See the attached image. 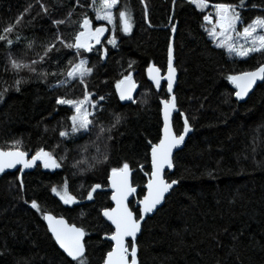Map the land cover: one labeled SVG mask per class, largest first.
I'll return each mask as SVG.
<instances>
[{"label": "trees", "instance_id": "16d2710c", "mask_svg": "<svg viewBox=\"0 0 264 264\" xmlns=\"http://www.w3.org/2000/svg\"><path fill=\"white\" fill-rule=\"evenodd\" d=\"M90 2L82 0L86 6ZM218 2L239 4V0H210V5ZM40 3L49 8V15L41 12ZM74 3L75 0H0V34L4 26L14 22L31 5L18 28L26 40L14 47L13 52L22 54L27 40H32L34 47L27 55L35 58V53L42 51L41 46L54 39L51 20L64 19ZM145 3L147 21L140 0H120L121 6L126 4L132 11L133 31L125 35L117 30L115 49L107 45L111 32L105 33L101 39L109 50L106 63L100 62L95 53L86 54L89 66L96 65L87 81L88 91L95 97H106L101 102L106 110L99 114V119L108 124L113 113L124 117L111 132L113 140L97 141L86 154L95 157L97 150L103 152L107 143L110 154L107 163L72 176V164L80 158L81 146L96 140V136L78 135L74 140L62 141L58 131L69 125L67 117L71 112L67 106H57L55 101L66 93L71 98L82 97L83 86L79 83L53 90L49 85L55 84L59 75H49L41 83L35 76L23 73L30 77L29 82L21 85L20 92L9 87L0 100V150L20 147L30 157L43 147L59 157L68 149L63 169L39 166L24 174L23 191L16 172L0 176V264H65L41 213L31 209L30 203H24L32 199L37 200L43 211L84 227L90 235L89 264H102L110 243L103 238L109 226L102 220L100 209L110 206V194L101 192L92 203L82 202L90 185L101 183L105 188L110 168L123 161H128L134 171L132 183L137 188V199L144 194L145 172L150 173L148 141H159V101L167 99L164 84L157 90L148 81L147 68L152 64L164 74L171 23L177 25L174 59L178 79L174 94L179 111L174 116L173 128L177 134L182 131L179 113L183 112L192 131L183 149L173 158V173L166 177L179 183L163 206L142 225L137 239L139 264H264V82L247 100L237 101L226 79L228 74L264 63V54L233 59L216 48L203 21V15L211 12V7L201 12L189 0H175V4L173 0H145ZM253 3L264 6V0H246L247 7L240 9L245 23L262 14L250 7ZM82 11L77 7L72 19H77ZM87 14L94 19L91 9H87ZM60 31L67 39L73 27L61 25ZM6 55L7 48L0 47V80L10 86L12 75L3 73ZM61 55L71 57L72 53L61 49ZM66 62L61 59L60 66ZM131 62L134 63L129 68ZM42 68L58 72L51 61ZM128 71L132 72L138 91L136 103L124 105L115 93L114 82ZM13 141L22 143L13 145ZM140 165L144 171H140ZM65 177L69 178L70 192L80 201L78 205H64L50 191V186L62 185ZM130 207L137 211L134 201Z\"/></svg>", "mask_w": 264, "mask_h": 264}, {"label": "snow or ice", "instance_id": "6c2138e0", "mask_svg": "<svg viewBox=\"0 0 264 264\" xmlns=\"http://www.w3.org/2000/svg\"><path fill=\"white\" fill-rule=\"evenodd\" d=\"M144 6V18L147 21L148 9L145 0H140ZM201 12L210 7V0H189ZM175 4V0H173ZM31 5L25 9V13L30 12ZM84 9L78 14L77 19L73 20L76 8ZM247 7L246 0H239L238 5L228 3L211 4V12L203 15V21L206 24L205 31L216 48L222 49L229 57L246 59L252 54H264V6L251 4L252 9H258L262 14L255 16L250 22L245 23L241 10ZM41 12L49 15V8L40 3ZM87 9L94 13V19L89 17ZM117 9L118 12H117ZM21 13L14 22H10L2 28L0 34V47L7 48L6 59L3 64V73L11 74L13 83L8 86L6 81L0 80V100H3L9 87L16 92L21 91V85L28 83L30 77L23 73L31 74L40 80L41 83L47 81L49 75L60 76L55 84L49 85L55 90L57 87H69L73 83H79L83 86L82 97L71 98L66 93L64 96L56 97L57 106H67L71 115L67 117L69 125H64L58 131L62 141L74 140L78 135L95 134L96 140L86 143L80 148V158L72 164V176L78 173L84 174L94 170L99 164L107 163L110 160L107 143L105 150L99 152L95 157L86 155L91 147L96 145L99 140L111 141L114 137L111 135L113 129L117 128L124 120L120 113H113L112 120L105 124L99 119V114L104 112L103 101L105 96L95 97L88 91V78L92 76L96 65H91L86 54L95 53L100 62L106 63L109 50L102 41L106 32H111L107 37V45L113 49L118 47L116 32L119 30L125 35L133 31L134 19L132 11L125 4L120 5V0H91L87 6L82 0H75L73 9L70 10L64 19H52L51 24L55 27V36L51 41L43 44L42 51L35 53V58L29 57L27 52L34 47V41L27 40L25 43V52L17 55L13 48L26 40L18 30L24 14ZM39 15V13H38ZM35 19V17H33ZM173 18L170 16L169 21ZM104 21V23H96ZM118 21V23H117ZM61 25H71L73 31L69 38L65 39L60 31ZM107 25V26H106ZM108 26H111L110 28ZM151 26V25H149ZM171 31H177V25L171 23ZM99 46V47H97ZM61 49L72 53L71 57L61 55ZM66 59V64L61 67L60 60ZM51 61L56 64L58 72H48L42 68V65ZM174 47L171 39L167 45V73L163 78L166 80V92L169 98L161 99L159 103L163 106L162 117L163 127L162 136L158 143L148 141L150 145L151 171L145 172L148 176L145 184L146 194L138 201V211L130 207L129 197L136 193L137 188L132 183L133 169L128 161H123L119 166L111 167L107 175V184L111 188V201L114 206L103 207L100 209V215L109 226V231L103 234L107 239L109 250L102 258V264H139L137 234L141 232V222L145 220L147 214L157 210V206L166 199L165 194H170L173 186L179 183L178 180L165 179V170L173 168V150L177 149L185 141L186 135L192 131L189 120L185 117L183 121V130L178 134L174 132L172 126V115L178 110L177 98L174 94V83L176 81L177 69L174 66ZM131 62L129 68L132 67ZM149 79L155 85L157 90L162 87L161 78L158 74L160 69L152 64L147 68ZM227 81L234 86V95L237 101H243L254 90L258 81L264 82V63L247 71L236 72L226 76ZM115 93L119 101L135 104L133 92L136 89V82L133 80L132 72L121 73V78L114 82ZM145 103L147 101H144ZM179 115L184 116L183 112ZM47 131V128L45 129ZM53 131H56L53 129ZM13 145H20L21 141H13ZM59 146V145H57ZM255 150V149H253ZM65 155L57 157L53 151L45 148H39L28 158L29 154L20 147L11 150H0V174H5L8 169H15L23 173L26 169L39 167L55 170L63 169L67 160L68 149H64ZM39 162V164L37 163ZM140 171H144L143 165L139 166ZM208 175L215 178L212 172ZM19 180V188L24 190L23 179ZM69 178L65 177L62 185L50 186V191L59 198L64 205H78L79 199L69 190ZM84 185L81 184V188ZM104 185L94 183L87 190L86 197L88 201H94L95 196L100 195ZM25 204L30 203L31 209L41 213L43 221L47 223V231L50 233V239L55 242L59 250H62L65 264H89L87 259V249L89 247L90 235L88 231L74 223H69L63 216L53 215L51 212L43 211L36 199L25 200ZM83 215V214H82ZM2 254V253H0Z\"/></svg>", "mask_w": 264, "mask_h": 264}, {"label": "water", "instance_id": "95a60500", "mask_svg": "<svg viewBox=\"0 0 264 264\" xmlns=\"http://www.w3.org/2000/svg\"><path fill=\"white\" fill-rule=\"evenodd\" d=\"M174 36H175V33L171 32V37H170V39H171V41H172V43H173V47H174ZM173 63H174V66H175V59H174ZM166 73H167V66H166V70H165L164 74L159 73L158 76H159V78H161V83L164 84V86H165V94H166L167 98H169L168 95H167V92H166V80L163 79V78L166 76ZM147 78H148V81L150 82V84L153 85V86H155V85L153 84V82L149 79L148 74H147ZM177 79H178V74H177V72H176V81H175V83H174V92H175V88H176V85H177ZM261 84H263V82H262V81H258V82H257V85L254 86V90H255V88H256L257 86H259V85H261ZM231 86H232V88L234 89V86H233V85H231ZM254 90L250 93V95L254 92ZM137 91H138V87H136V89H135L134 92H133L134 99L136 98ZM250 95H249V96H250ZM249 96H248V97H249ZM248 97H246L243 101L247 100ZM121 103L124 104V105L132 104V103H128V102H121ZM162 107H163V106L160 104V118H161V131H160V137L162 136V127H163V117H162V111H161ZM178 112H179L178 110L173 112V115H172V126H173V119H174V116H175L176 114H178ZM184 118H185V117L182 116V124H183ZM173 130H174V128H173ZM182 130H183V128H182ZM190 135H191V131L186 135V137H185V141L183 142V144L180 145L177 149H174V150H173V158H174V156H175L176 153H178L180 150L183 149V147H184V145H185V142L187 141V139L189 138ZM157 143H158V142H157ZM28 158H30V157L28 156ZM149 160H151V158H150V153H149ZM37 163L39 164V162H37ZM41 166H42V165H41ZM19 167H20V166L17 165L15 169H8V170H6V173H14V172H18L17 169H19ZM35 168H36V167H33L32 169H26L23 173H19V172H18V176H17V177L22 178L24 174H27V173L32 172ZM150 171H151V162H150ZM173 171H174V165H173V168H172V169H166V170H165V173H164V175H165V179H166L167 176L171 175V174L173 173ZM6 173H5V174H6ZM133 173H134V171L132 172V175H133ZM1 175H4V174H0V176H1ZM131 179H132V177H131ZM147 179H148V176H146V183H147ZM17 180H18V179H17ZM18 182H19V180H18ZM146 183H145V184H146ZM144 186H145V185H144ZM174 187H175V185L173 186V189H174ZM111 191H112V190H111V188L108 186V184H107V186H106L105 188H103V190H102V192H107V193H109V194H110V197H111ZM171 191H172V190H170V193H171ZM144 194H146V189H145V187H144ZM144 194H143V195H144ZM136 195H137V191H136L135 194H133L132 196L129 197V200H130V202L134 201V207H135V208L137 209V211H138V201H139L140 199H142L143 196H142L140 199H137V196H136ZM169 195H170V194H167V193L165 194L166 197H168ZM110 197H109L110 206H114V202L111 201ZM92 202H93V201H88L87 199H85L82 203H83V204H90V203H92ZM164 202H165V200L162 201V204H161V205H158V206H157V210H159V209L163 206ZM157 210H154L153 213L147 214V215L145 216V220L141 222V227H142V225L145 223V221H146L148 218H151V217L156 213ZM101 218H102V216H101ZM102 220L105 222V220H104L103 218H102ZM43 222H44L45 227H46V229H47V223H46L45 221H43ZM48 233H49V232H48ZM140 233H141V232H140ZM140 233L137 234V239H138V237L140 236ZM49 234H50V233H49ZM104 240L108 241L107 239H104ZM108 242H109V241H108ZM109 243H110V242H109ZM56 246H57V245H56ZM57 248H58V246H57ZM58 250H59V249H58ZM59 251L62 253V250H59Z\"/></svg>", "mask_w": 264, "mask_h": 264}, {"label": "rangeland", "instance_id": "374dc122", "mask_svg": "<svg viewBox=\"0 0 264 264\" xmlns=\"http://www.w3.org/2000/svg\"><path fill=\"white\" fill-rule=\"evenodd\" d=\"M97 3H99V0H97ZM100 22H104V21H100ZM106 24V22H104ZM108 27H111V26H108ZM209 37V36H208ZM241 59V58H240Z\"/></svg>", "mask_w": 264, "mask_h": 264}, {"label": "flooded vegetation", "instance_id": "af4514ba", "mask_svg": "<svg viewBox=\"0 0 264 264\" xmlns=\"http://www.w3.org/2000/svg\"><path fill=\"white\" fill-rule=\"evenodd\" d=\"M17 173V175H18V172H16Z\"/></svg>", "mask_w": 264, "mask_h": 264}, {"label": "built area", "instance_id": "2783aa9c", "mask_svg": "<svg viewBox=\"0 0 264 264\" xmlns=\"http://www.w3.org/2000/svg\"><path fill=\"white\" fill-rule=\"evenodd\" d=\"M210 7H211V5H210ZM212 10V9H211Z\"/></svg>", "mask_w": 264, "mask_h": 264}]
</instances>
